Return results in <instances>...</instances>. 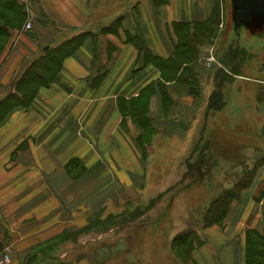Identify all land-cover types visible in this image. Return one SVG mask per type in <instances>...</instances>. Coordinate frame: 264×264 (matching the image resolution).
Here are the masks:
<instances>
[{"label": "crops", "instance_id": "crops-1", "mask_svg": "<svg viewBox=\"0 0 264 264\" xmlns=\"http://www.w3.org/2000/svg\"><path fill=\"white\" fill-rule=\"evenodd\" d=\"M214 5L215 0H32L23 10L22 25L7 27L0 52V100L14 91L16 80L44 48L85 34L27 108L15 106L0 118V252H9L14 264L70 259L83 245L77 244L75 232L109 203L123 209L129 200L151 202L157 197L135 191L159 190L156 194L180 180L202 134L199 129L193 138L195 117L205 126L206 116H217L226 102L207 113L213 89L201 87L195 97L178 80L164 83L163 97L159 71L142 64L137 47L143 44L152 55L167 58L174 51L173 23L206 20ZM203 52L195 66L201 86L207 82ZM147 85H152L149 93L138 98ZM141 99L146 101L144 126L126 111L138 108ZM249 100L231 105L230 111L246 109L238 116H245L246 126L260 138L261 146L251 145L250 165H245L253 170L252 179L230 202L223 223L207 226L210 235L199 234L206 243L221 232L227 246L222 264H244L247 229L264 233V90L256 97L249 94ZM236 116L230 112L229 125L239 123ZM152 209L156 219L159 210ZM203 245L183 264H201L194 251ZM45 249L58 254L46 255ZM100 252L99 263L87 255L91 264H126Z\"/></svg>", "mask_w": 264, "mask_h": 264}, {"label": "rangeland", "instance_id": "rangeland-1", "mask_svg": "<svg viewBox=\"0 0 264 264\" xmlns=\"http://www.w3.org/2000/svg\"><path fill=\"white\" fill-rule=\"evenodd\" d=\"M216 8L217 13L214 17L219 24L213 35L214 49L211 53L215 62L211 67L204 65V56L210 53L212 46L210 47V44L203 46L205 54L200 62L204 67L202 79L205 78L207 82L201 87L207 86V91L210 92L215 85V74L219 70L229 72L230 67L223 65L221 60L230 46L243 50L244 55L243 61L238 60L240 65L239 72H236L238 74H233L221 87L226 102L224 110L216 114L217 116L215 112L207 115L205 126L201 120H198L200 125L198 124V117L194 119L193 138H198L199 129L202 132L201 140L198 138L195 143L199 147L205 144L212 147L211 153L205 156V167L211 169V173L191 181L182 178L183 172L178 182L170 188L160 189L163 191L156 194L155 192L159 190L135 191L140 193V196L157 197L151 202L150 200L145 202L144 199L137 202L129 200L123 209L121 205L109 203L103 208L105 212H98L87 222V227L83 225L75 232V236L79 237L76 238L77 244L83 245L76 248L74 256L69 255L70 259H67L70 264L99 263L103 257V253H98L100 250L105 252L104 255L117 259L119 263L122 260L126 264L144 260L146 264H183L170 250L171 239L178 232L193 229L202 236L204 233L210 235L209 227L202 225V217L210 201L222 190L241 180L244 173L249 171L245 168V165H250L246 164L250 160L248 150L251 149V145H260V138L255 130H250L246 126L245 116H238L245 115L246 109L236 113L234 110L230 111V107L237 104L246 105L250 101L249 94L254 93L256 97L258 91L264 90V9L253 6L235 18L236 6L233 0H218ZM255 11L262 13L255 14ZM249 43L251 46L247 47ZM12 94H16L15 89ZM230 112L237 115L239 123L229 125ZM195 147L192 148L194 154L190 161H194L200 155V151L195 153ZM213 169L219 173L214 174ZM154 207L159 210L156 219H152L155 217L152 209ZM135 213H137L135 217L125 223H119L122 217L127 218ZM104 220L110 225H101ZM71 236L74 237L73 234ZM94 237L98 240H91ZM223 240L221 232L216 233L209 236L208 242L200 249L194 251L201 264H222L221 259L227 254V246ZM42 252L46 255L58 254L46 249ZM87 255L93 259L88 260ZM67 259L62 258L57 264H67Z\"/></svg>", "mask_w": 264, "mask_h": 264}, {"label": "trees", "instance_id": "trees-1", "mask_svg": "<svg viewBox=\"0 0 264 264\" xmlns=\"http://www.w3.org/2000/svg\"><path fill=\"white\" fill-rule=\"evenodd\" d=\"M167 0H153L155 4L166 2ZM217 1L211 16L203 21H178L173 23L175 35L174 51L167 58L152 55L147 48L140 44L137 48L141 53L142 64H151L160 73L157 85L159 90L166 98L163 90L164 83L178 80L184 81L189 85L191 94L199 97L201 91L200 79L195 66L198 62L202 48L211 44L215 28L219 21L215 20L217 13ZM24 8L16 0H0V52L4 47L8 37L7 27H20L25 19ZM215 16V17H214ZM21 20V23L19 24ZM84 33L75 35L61 44L49 48L46 47L43 53L37 57L20 75L14 83L16 94L9 93L4 99L0 100V118L4 116L15 106L27 108L35 97L38 88L48 86L55 78L60 69L63 58L72 54L83 42ZM244 51L238 47L230 46L221 60L223 65L230 67L229 72L219 70L214 76V88L207 99V112L215 111L223 105L222 85L229 80L233 74L239 72V61H243ZM242 63V62H241ZM238 74V73H236ZM150 86L147 85L139 91L138 98H144L149 93ZM141 92V93H140ZM146 101L142 100L136 105L126 107L128 113H132L142 126L145 125L147 117L144 115V105ZM142 111H141V110ZM140 112L141 115H140ZM146 112V111H145ZM212 147L208 144L195 147V153L200 151V155L194 161L186 162V170L182 178L195 180L211 173V169L205 167V156L210 154ZM253 176V170L244 173L241 180H237L227 189L222 190L213 198L202 217L203 227L214 224H222L227 214L230 202L238 199L241 191L250 183ZM130 214V217H122L119 223H125L136 216ZM101 225L109 226L110 223ZM88 225H86L87 227ZM84 226V229L86 228ZM67 235V234H66ZM68 236H71L68 234ZM72 237V236H71ZM73 238V237H72ZM204 240L196 230H184L178 232L171 239L169 247L174 256L182 263L191 260L192 251L203 245ZM0 244V251H1ZM244 264H264V233L255 229H247L245 237V256Z\"/></svg>", "mask_w": 264, "mask_h": 264}, {"label": "built area", "instance_id": "built-area-1", "mask_svg": "<svg viewBox=\"0 0 264 264\" xmlns=\"http://www.w3.org/2000/svg\"><path fill=\"white\" fill-rule=\"evenodd\" d=\"M16 1L22 6H24V9L28 11L32 0H16ZM24 26L26 30H29L31 28L29 22H26ZM211 53L212 52L204 56V65L207 67H211L215 62L214 56ZM0 264H14L11 258V254L9 252L6 251L0 252Z\"/></svg>", "mask_w": 264, "mask_h": 264}, {"label": "water", "instance_id": "water-1", "mask_svg": "<svg viewBox=\"0 0 264 264\" xmlns=\"http://www.w3.org/2000/svg\"><path fill=\"white\" fill-rule=\"evenodd\" d=\"M236 6L235 9V18L240 14L247 12L251 7L255 6L257 8L264 9V0H233ZM262 13L261 11H255V14ZM30 35L33 36V33L30 32Z\"/></svg>", "mask_w": 264, "mask_h": 264}]
</instances>
